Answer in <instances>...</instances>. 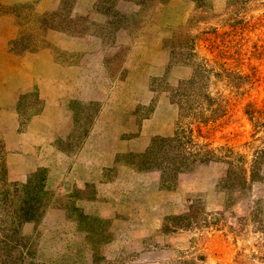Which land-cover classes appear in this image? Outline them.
<instances>
[{
	"label": "rangeland",
	"instance_id": "1",
	"mask_svg": "<svg viewBox=\"0 0 264 264\" xmlns=\"http://www.w3.org/2000/svg\"><path fill=\"white\" fill-rule=\"evenodd\" d=\"M0 264H264V0H0Z\"/></svg>",
	"mask_w": 264,
	"mask_h": 264
}]
</instances>
